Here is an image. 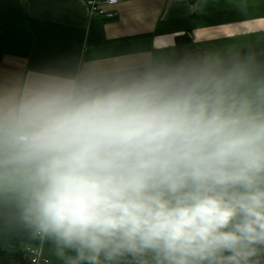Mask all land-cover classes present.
Wrapping results in <instances>:
<instances>
[{"label": "clouds", "instance_id": "9594fccd", "mask_svg": "<svg viewBox=\"0 0 264 264\" xmlns=\"http://www.w3.org/2000/svg\"><path fill=\"white\" fill-rule=\"evenodd\" d=\"M0 235L59 264H264V49L0 70Z\"/></svg>", "mask_w": 264, "mask_h": 264}, {"label": "crops", "instance_id": "0c3cea01", "mask_svg": "<svg viewBox=\"0 0 264 264\" xmlns=\"http://www.w3.org/2000/svg\"><path fill=\"white\" fill-rule=\"evenodd\" d=\"M89 0H0V70H26L62 57L191 45L264 49V0H119L112 20L90 17ZM103 1V0H100ZM42 263L59 264L40 245Z\"/></svg>", "mask_w": 264, "mask_h": 264}, {"label": "trees", "instance_id": "16d2710c", "mask_svg": "<svg viewBox=\"0 0 264 264\" xmlns=\"http://www.w3.org/2000/svg\"><path fill=\"white\" fill-rule=\"evenodd\" d=\"M177 43L192 46L187 36L178 37ZM35 244H27L14 236L0 235V264H32L25 253V248L34 247Z\"/></svg>", "mask_w": 264, "mask_h": 264}, {"label": "built area", "instance_id": "2783aa9c", "mask_svg": "<svg viewBox=\"0 0 264 264\" xmlns=\"http://www.w3.org/2000/svg\"><path fill=\"white\" fill-rule=\"evenodd\" d=\"M118 2L119 0H89L86 5L90 17H101L106 20H112L115 18V14L111 10H106L105 7H113ZM39 248L40 245L25 248V253L32 264H40L43 262L40 257Z\"/></svg>", "mask_w": 264, "mask_h": 264}]
</instances>
